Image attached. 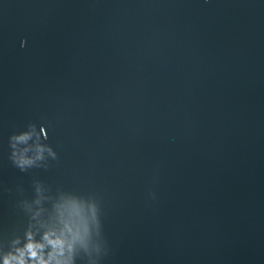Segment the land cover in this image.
Here are the masks:
<instances>
[{
  "label": "water",
  "instance_id": "95a60500",
  "mask_svg": "<svg viewBox=\"0 0 264 264\" xmlns=\"http://www.w3.org/2000/svg\"><path fill=\"white\" fill-rule=\"evenodd\" d=\"M29 123L58 158L22 173ZM33 180L76 264H264V0H0V234Z\"/></svg>",
  "mask_w": 264,
  "mask_h": 264
},
{
  "label": "clouds",
  "instance_id": "9594fccd",
  "mask_svg": "<svg viewBox=\"0 0 264 264\" xmlns=\"http://www.w3.org/2000/svg\"><path fill=\"white\" fill-rule=\"evenodd\" d=\"M25 45L26 41H21V48ZM47 141L46 129L40 127L37 131L36 125L29 123L24 130L14 131L8 137V160L22 173L34 168H47L45 152L53 160L58 158ZM17 190L24 196L23 188ZM43 199L42 181L33 180L31 198L19 199L15 205L18 212L23 214L22 221L0 234V264H76L77 245L87 253L85 239L89 234V226L80 212L74 209L65 217L60 207L54 206L57 216L44 220L40 207ZM73 215L78 219L74 220ZM97 228L102 229L100 221H97ZM96 251L99 252V248ZM107 253L108 246L104 256ZM87 264H96L90 254Z\"/></svg>",
  "mask_w": 264,
  "mask_h": 264
}]
</instances>
